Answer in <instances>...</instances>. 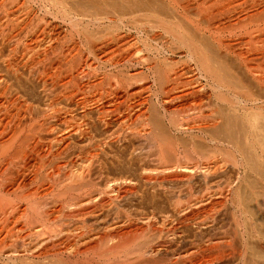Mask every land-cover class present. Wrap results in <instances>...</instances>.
I'll return each instance as SVG.
<instances>
[{
	"label": "bare ground",
	"instance_id": "6f19581e",
	"mask_svg": "<svg viewBox=\"0 0 264 264\" xmlns=\"http://www.w3.org/2000/svg\"><path fill=\"white\" fill-rule=\"evenodd\" d=\"M33 1L42 5L45 8L43 9L41 6L43 11L45 10V12H48V14H52L54 16H51L52 18H58L61 20V22L67 23L70 28L69 33H72V36H79V39H81V36L84 35H82V32L86 35L88 33L89 35V29H94V27H101L103 29L104 27L105 29L107 28L109 30L107 33L112 35V37L113 35L116 36V34H118V29L121 30L122 27L130 31L133 29L141 38L139 39L141 40L142 47L137 44H140V41L136 42V39L133 35L130 36L134 37L135 40L132 38H128V40H126L124 34L125 39H123L126 40V42L121 39L124 41L122 57L124 62L121 60L120 61L122 64L126 63L132 67L139 65L140 68H143V70L138 69L140 71L135 72L133 76L131 75L132 78L129 77L128 80L126 79L127 81H125L128 85L135 84L136 82V84L140 83V88L142 87L141 92L144 90L148 94L150 90L153 91H150L151 95L153 94L152 97L160 106V112L163 114V116L166 115L165 118L167 119L168 123L167 126L187 134L186 136H188V140H191L192 143H187L188 145H185V147L189 146L190 144L193 145V143L196 144L195 140V142L192 141L194 137L200 139V141L198 140L197 145L198 148L200 147L201 153H199L198 150L196 152V158H203V161L192 158L194 161L190 160L191 162H189L188 159L190 157L188 158L187 155L186 157L188 159L183 161L185 163L180 162V165H178L181 168L178 169L182 170V173L180 172V174H174L175 177L177 176V178L174 177L175 180L177 179L176 181L179 180L180 182L179 184H175L176 188L177 185H181L182 179H186V185H182L183 187H180L177 191H175L174 194L171 192L173 196H169L171 199H174L177 205H175L177 208L176 210L181 216L179 217L177 214L179 218L178 221L176 220L177 224L175 223V225H171V227L169 226L170 236L164 240V244H170V242H174L175 246H173L175 247V250L173 247L174 251L171 252V254L169 253L170 257L167 256L168 254L164 255L165 259L173 264H264V227L262 225V229L260 228L261 225H257L261 220L262 222L260 224L264 222V191H261L262 188L264 189V186L260 187V192H258L259 190L254 192V196L252 195L250 201L247 199L248 203L246 205H243V202H240V194H238L239 190L238 192L235 190L237 192L236 193L234 188L232 189L233 186L238 185L237 182H239L241 179V169L242 171H245L246 168H249L250 170L253 169L254 172L256 170L255 162H258L256 160H259L260 158L264 159V38H261L257 41H252L253 37H255L257 34V38L258 36L261 37V33L264 32V23H261L262 25L259 24V26L257 25L258 23H255L256 25L252 27L249 25V19H252L251 17L254 14L248 19L246 16L250 13H248L246 16L244 15V19H247L249 22L246 20L248 25L246 22H241L245 25L241 24L243 26L241 29L243 30L241 31L240 35L245 34L247 37L245 40H242V42L237 43L239 49L236 50L235 47L233 48L231 46V43L228 45L225 44V41L224 43L219 39L218 36L220 35V32H217L219 34L217 35V38H215L214 33H212V31H216L217 25L215 26L211 24L209 19H211L210 17L214 16V13L216 14L217 8L223 4V1H220L219 3V0L217 3L219 7H216V11L211 14L212 16L209 15V17L205 14L206 17H209L208 19L205 17L204 12H207L206 9L211 7V3L216 4V1L214 0L209 1L210 7L206 6L208 8H205L204 11L203 7L206 0H200V4L197 3L198 8L195 7V9H200V7H202V10H198L197 14H195L197 17L193 15V17L195 16L196 18L190 17V14H188L189 7L191 5L189 0ZM195 1H193L192 4L196 3ZM208 3L206 4L208 5ZM256 3L255 5L258 6ZM188 4L190 5L188 6ZM252 4L255 6L254 3ZM18 6L20 7V4H18ZM25 6H27V4ZM191 7H193V5H191ZM28 13L30 14V12ZM254 16L256 17V14ZM244 19L243 21H245ZM254 21H252V23H254ZM44 23L45 22L40 24ZM26 25H28L27 21ZM31 26L32 28L35 27L33 25ZM43 26L42 28H44ZM22 27L23 26H21V28ZM50 27H48V29ZM228 27L230 28L232 25ZM238 27L240 29V25ZM24 28L26 30L28 26H25ZM233 28L235 27L233 26ZM233 28H231L232 30L229 29V34L230 31L233 32ZM103 29H101V31ZM123 29L122 31H124ZM239 29H237V31ZM31 31L29 30V33H31ZM111 32L113 34H111ZM127 32L128 31H126V33ZM33 34H35V32ZM93 34L95 35V33ZM98 34L99 33H97V35ZM28 35L29 34L27 33L24 35V37L26 38ZM48 35L50 36L51 34L48 32ZM94 35L91 36L95 37L96 35ZM107 35L108 34H106V36ZM16 36L17 34L14 35L13 31L10 30L6 35V39L8 42L13 40L11 42L14 43V38ZM101 36L99 35L98 37L100 38ZM34 37L29 35L28 38L35 39ZM43 37H41V39ZM98 37L97 39H99ZM108 37L110 36H107V38ZM220 37L223 39L222 36ZM237 37L239 39V35ZM23 38L20 36V39ZM88 38H90V35ZM118 38L120 37L118 36ZM232 38L236 40L235 37ZM27 39L25 40L27 41ZM52 39L53 37L51 40ZM111 39L112 38H110V41ZM225 39L226 38H224V40ZM25 40L20 42L25 43ZM43 40L44 38L42 41ZM92 40L95 39L92 38ZM102 40L104 41L105 38ZM237 40L234 42H238ZM5 41L6 40L4 36V39L0 41V64L4 68L3 70H5L7 75V78L0 75V264H150L152 261L157 263V258H159L164 252H162V249V253L160 252L159 248L161 247H153L150 242H146V240L143 239H138L140 236L136 235L137 232H135L138 230V228L133 230L134 226L132 229L127 227L123 216L120 215L121 218H118L117 220H115L117 217L114 220L106 218L108 214L106 217H104L105 210H108L107 208L109 205L112 206L111 200L114 199L113 196H117V194L119 195L120 193L124 194L125 189L118 191L116 188L115 190L114 187H112L113 184H110L111 182L107 183L106 181L105 184L103 183L104 187L100 186L96 189H88L89 185H93L94 182L92 177L93 174L91 172L92 154L90 152L88 153L91 154V157L82 159L77 165H75L77 162L74 158H72L70 161H66L69 163H66L65 160L63 161V158L65 159V155H69L68 150L73 145V143L71 145V142L68 141L73 135H77L76 137L86 139L84 141L88 143L87 145L90 144L91 146L92 142L95 140V138L92 136L94 134H91V127L93 120L95 121V119L92 120L90 117V120L88 117L87 113L89 112L86 113L85 110L89 103H87L86 100L80 98L81 96L79 97L78 92L81 91L78 88L80 87V82L78 84V81H80V79H78L80 78L79 72H82L78 71L80 70L78 68L81 65L77 63V58L81 55V49L79 48L80 44L78 45V41L72 40V44L70 43L69 47H67L65 50L63 49L64 51L61 49L62 46L60 48L61 55L58 56V61L56 60V62H58L56 66L61 64L60 66L63 69V65H65L64 71L60 70L61 73L60 71H55L53 74L51 73V75H48L46 74L47 71L45 73L43 68L41 70H37L38 72L34 74L35 78L40 81L44 87V98L46 100L43 98L45 102L42 100L44 102L42 107L35 106V104H33L34 102L32 103L25 97L23 98V96L19 94L21 91L19 92L17 87H15V89L13 86L14 83H9L8 80L10 78V81L15 82L14 80L20 73L19 70H21V68L26 69L27 67L30 69L32 64L34 65V62H36L34 61L36 56H34L35 59H33V56L30 58L28 57L29 54L27 52L28 56L27 54H25L26 56L23 55V57L20 55L21 59H16L17 53L13 47L14 45H7L8 47L5 46L6 48H9V52H7L8 54L5 55V53L2 51L3 45L9 44L5 43ZM42 41H37V43ZM84 41L89 42V40ZM18 42L19 41L17 39V43ZM112 42L113 44H116L113 39L111 44ZM118 42L116 46L119 44ZM45 44L43 45L45 46ZM174 44L178 45L175 46ZM249 44H252V46ZM89 45L96 46V42ZM89 45L88 47H90ZM101 46V48H103V46L105 47L106 45H102L101 41ZM24 47L26 48L27 46L24 45ZM113 47L114 46L110 48L112 51L117 49H113ZM178 47L185 49L184 57L181 59L179 58L180 60H169L168 55H173ZM46 48H42L43 51ZM91 49L89 51H93ZM222 49L224 52L221 51ZM47 50L50 51H48L50 54L47 56L53 53V51L50 49L47 48ZM106 50L103 52L104 54L105 52H108ZM112 51L110 53H112ZM119 51L116 50V53H119ZM44 52L47 54L46 50ZM143 52L145 54H143ZM221 52H223V54ZM224 53H226V55H224ZM39 54L40 53L37 54V58ZM91 54L93 53L91 52ZM228 55H231V61L227 60L229 57L227 59L225 58ZM46 58L48 59V57ZM118 61L116 60V62ZM228 61L230 65L228 64ZM30 64L31 66H28ZM38 65H40V63ZM30 72L33 73V71ZM62 72L64 73L62 74ZM136 75L140 78L134 81L133 79L135 78L133 77ZM145 78L150 79V84H148L149 82H145L149 81ZM48 85L50 87H48ZM57 85L60 87L59 89L58 87L56 88ZM84 85L87 84L84 82ZM87 88L89 89V87ZM127 88L129 90L130 87ZM107 92L109 93V90ZM113 92L111 93L112 95H110V97L113 96ZM102 96L104 101V98H106L105 94ZM61 97L64 98V102H61ZM101 97L99 93V97L97 96L98 102ZM117 97H112L114 98L112 101H116L115 99H117ZM147 97L144 96L143 99ZM139 98L140 96L138 99ZM150 98L151 96L149 99ZM109 100L107 101L109 102ZM96 101L97 99L95 102ZM105 101L103 103H105ZM112 101H110V103H113ZM138 101V104H134L135 106L133 104H129V106L127 105L128 109L132 108L130 105L138 107L141 104L146 103L145 99L143 101ZM92 103L94 102L92 101ZM173 103L176 104L173 106ZM100 104L102 106V102ZM180 105H183L186 108V111L184 110L186 114L178 113L180 111L183 112V106V108L181 107L182 110L177 112V109ZM106 106L107 105H105V107ZM113 106L116 107V105ZM141 106L137 109L141 108ZM79 107L81 109L85 108V110L83 113L80 110L81 115L77 116L76 114L79 112L76 114L75 112ZM115 107L113 109H115V111L118 113V109ZM89 109L90 108L88 106L87 111H90ZM99 109L102 112L100 113V116L97 115L98 118L96 121L99 122H97L98 125L101 122L106 127L109 124L106 119V115H110V112L108 114L109 110L103 111V108ZM110 109L112 111V108ZM146 109L147 108L145 107L144 110L139 113L142 115L137 114V117L140 118V116H143L148 117L149 120H156V117L154 118L153 115L155 112H153L151 116L150 113L147 114L148 110ZM154 110L156 111V109ZM132 112L133 111H131V113ZM161 113H159V115ZM126 115L128 116V114ZM155 115L159 116L158 114ZM93 116L94 115H92V117ZM110 116L113 115L111 114ZM121 116H123V114ZM163 116H160V118ZM162 124L163 123H160V125ZM108 133L110 134V132ZM152 133L153 132L151 130L147 132L145 130V135L148 137H152ZM188 140L186 142H188ZM221 144L229 147V152H231V155L225 151V153L228 154H225L227 157L219 160L222 157L220 156L221 153L217 155L219 153V151L217 153V148ZM96 146L97 145H95V147ZM193 147L195 149L196 146ZM194 149L192 151H195ZM178 153L183 154L182 151H179ZM216 155L217 157L220 156L221 158H217ZM1 165H3V167ZM226 165L230 166L234 170V175L226 177L223 180V183L216 185L205 184L204 186L201 185V187L197 188L199 183H196V185L194 183L196 181L195 179L193 182V178L196 176V174H199L198 177L201 175V178L207 180L210 175L215 176L216 174L218 175V173H221L222 170L225 169L224 167ZM257 174L258 175L256 176L261 177L264 181V171H258ZM219 177L217 178L221 179ZM171 178H173V176ZM198 179V181L201 180L200 178ZM214 181H216L215 178ZM250 182L252 185L256 183L251 180ZM206 183H208V180ZM96 184L94 183V185ZM251 184L247 185L252 186ZM257 185L259 188V182H257ZM253 187L256 188V186ZM169 189L171 190V187ZM114 190L118 191L117 193L115 192V195ZM170 190H168V192ZM171 193L169 192V194ZM122 196H125V194ZM257 198H259V201ZM219 207L223 209V214L227 215L224 218L226 219L227 217L229 221L225 223L227 224L226 226L228 228L227 232H224V229L222 233L217 232L218 220L215 214L209 213L204 218H201L200 215H197L202 212L203 209L209 208L206 210L209 212L211 209L217 210ZM194 208H199L201 211L197 214H193L194 212L196 213ZM185 211L186 213H184ZM255 221L259 222L256 224ZM191 222L192 225L195 226V237H192L193 239H190L191 241L188 243L186 241V245L183 246L185 233H183L182 227L188 226ZM254 238V243L258 245L257 247H259V249L253 247L252 245L254 244L249 245L251 242L250 240H253ZM163 249H167L166 246ZM152 257H154V259L151 261L150 259ZM159 259H162V257Z\"/></svg>",
	"mask_w": 264,
	"mask_h": 264
},
{
	"label": "rangeland",
	"instance_id": "374dc122",
	"mask_svg": "<svg viewBox=\"0 0 264 264\" xmlns=\"http://www.w3.org/2000/svg\"><path fill=\"white\" fill-rule=\"evenodd\" d=\"M3 0H0V41H2V39H4V36H5V43H9V44H5V45H3V48H2V51L5 53V55L6 54H8L7 52H9V48H6V47H8V46H13L14 48H15V52L17 53L16 54V59H21V56L23 57V55H25V54H27V52H28V54H29V56H28V54H27V56L28 57H30V58H32V56H33V59H35L34 61H36V62H34L35 64L33 65L32 64V66H31V64L30 65H28V66H31L30 67V69H29V67H27L26 69L25 68H21V70H19L20 71V73H19V75H18V77L16 78L17 79V81H16V79L14 80L15 82H13V81H10V78L8 79L9 80V83L11 82V83H14L13 84V86H14V88L15 87H17L18 89H19V94L20 95H22L23 96V98L25 97L26 99H28V101H30V102H34L33 104H35V106H38V107H42V105H43V103L45 102L44 100H46L44 97H45V92L43 91L44 90V87H43V85H42V83L40 82V81H38L36 78H35V75L34 74H36L38 71L37 70H41V69H43L44 70V72L46 73V71H47V73L46 74H50L51 75V73L53 74L55 71H60V70H62V71H64V67H65V65H63L64 67H63V69H62V67L60 66L61 64H59V66H56L57 65V63L58 62H56V60H57V58H58V56H60L61 55V50H60V48H61V46H62V51H64L67 47H69L70 46V43L71 42H73L74 40H76V41H78V45H79V48L81 49V51H80V56L77 58V60L79 61H77V63L80 65V67L78 68V69H80V70H78V71H82V72H79V76H80V78H78V79H80V81H78V84H79V82H80V87H78L79 88V90H81V91H78L79 92V97L80 98H82V99H84V100H86V102L87 103H89L86 107V110H85V108H83V109H81L80 107L78 108V109H76V112H75V114L76 113H78V114H76L77 116H80L81 114V112L83 113L84 112V110H85V112L87 113V112H89V113H87L88 114V117L90 118H92V120L93 119H95V121L93 120V124L94 125H96V126H94L93 124H92V131H91V134L93 133L94 135H92L93 136V138H95V140L94 141H96V142H92V146L89 144V145H87L88 143L86 142V141H84V140H86V139H82V138H79V137H76L77 135H73L72 137H70L69 138V140L68 141H70L71 142V145H72V143H73V147L71 146L70 147V149L68 150V156H66L65 155V159L63 158V161L65 160V162L66 161H70L72 158H74V159H76V164L75 165H77L78 164V162L80 163L81 162V160L82 159H85V158H90L91 156V154H92V162H91V165H92V170H91V172H92V177H93V185H89V188L88 189H96V188H99L100 186L101 187H104V184L107 182V183H110V184H113L112 185V187H114V189L116 190V188H117V190L119 191H121V190H123V189H125V192H124V194H125V196H122V195H124L123 193L121 194H117V196H113V194H112V196L114 197V199H112L111 200V205L112 206H108V210H105V214H104V212H103V214L105 215H103L104 217H106V215L108 214V216L106 217V218H110L111 220H114L116 217V219L115 220H117L118 218H121L120 217V215L121 216H123V218H124V220L126 221V225H127V227H130V229H132L133 228V226H134V228H133V230L136 228H138V230H136L135 232H137L136 233V235H138V236H140V237H138V239H143V240H146V242L148 241V242H150V244L154 247V246H156V248H159V247H161V248H159L160 249V252H161V249H162V252H163V254L159 257V258H161L162 257V259H159V258H157V260H158V262L156 263L155 261L153 262L152 261V259H154V257H152L150 260L152 261L150 264H173V263H170L169 261H167L166 259H165V257H164V255H167L168 257H170L169 255L171 254V252H173L174 250H175V245H174V242H170V244L169 243H167V244H164V240L167 238V237H169L170 236V231H169V226L171 227V225H175V223L178 221V216L180 217L181 215L180 214H178V212H177V208H176V203H175V201H174V199L172 198L171 199V197H169V196H173V194L175 193V191H177L180 187H183V186H185L186 185V179L185 180H183L182 179V183H181V185H177V188L175 187L176 185L175 184H179L180 182H179V180L178 181H176L175 180V178H177V176L175 177V175L178 173V174H180V172L182 173V170H179V169H181L178 165H180V162H183V161H186V159H188L189 157V159H188V161L189 162H191L193 159H195V160H199V161H203V158H200V159H198V158H196V152L199 150V153H201L200 152V147L198 148V145H197V142H198V140L200 141V139H197V137H194V139L192 140L193 142H195L196 141V144H194L193 143V145L192 144H190L189 146H186V147H188V148H186L185 147V145H188L187 143H192L191 142V140L189 141L188 139V136H186L187 134H185V133H183V132H179L178 130H176L175 128H169L167 125H168V123H167V119L165 118V116H163V114L160 112L161 111V109H160V106L155 102V100H154V98L152 97L153 96V94L151 95V92L150 91H152V90H150L149 91V93L147 94L144 90V92L142 91L141 92V88H140V86H141V84L139 83V84H132V85H128L127 84V80H128V78L130 77V78H132V76L135 74V72H137V71H140V70H143V68H140V66L139 65H137V66H129V65H127L126 63L124 64H122L121 63V61L122 62H124L123 61V59H122V57H123V49H124V46H123V44H124V41L126 42V40H128V38L130 39V38H132V39H134V37H135V39H136V42H138V41H140V44L139 43H137L140 47H142V44H141V38L137 35V33L133 30V29H131V31L130 30H126V28H124V27H122L121 28V30L120 29H118V34H116V36H114L113 35V37H112V35H109V33H107L109 30L106 28L105 29V27H104V29L103 28H101V27H94V29L93 28H90L89 29V31H90V33H89V35H90V38H88V33H87V35L85 34V33H83L82 32V35L83 36H81V39H79L78 37L79 36H77V35H75V36H72V33H69L70 32V28H69V26L67 25V23H65V22H61V20L60 19H58V18H56V19H54V18H52V17H54L52 14H48V12H45V10L43 11V9H45L42 5H40L39 3H37V2H34L33 0H4L3 2H2ZM14 1V2H13ZM174 1V0H173ZM177 1V0H176ZM180 1H185V0H180ZM193 1H195V0H189V3H191V5H193V7H191V5L190 4H188V6L190 5V7H189V13L188 14H190L189 16L190 17H193V15H195V14H197V12H198V10H200L202 7H200V9H197L198 7V5H197V3H199L200 4V0H198V1H195L196 3H193L192 4V2ZM210 0H206V2H205V5H204V7H203V11L205 10V8H208V7H206V6H209V4H210V2H209ZM214 1H216V4H212L211 3V7L209 8V9H206L207 10V12H204V15L206 14L207 16H212L211 14L212 13H214L215 11H216V7H219V5H217V3H218V0H214ZM213 1V2H214ZM220 1H223V4H221L220 5V7H223V8H217V12H216V14L214 13V16L213 17H210L211 19L212 18H214V19H209V22L211 23V24H213V25H217V28H218V26H219V28L217 29L216 28V31L214 30V32L212 31V33H214V36H215V38H217V35H219L218 37H219V39L222 41V42H224L225 44H228V45H230V43H231V46L234 48L235 47V49L236 50H238L239 48H238V46H237V43H240V42H242V40H245L246 39V35L245 34H243V35H240L241 34V31L243 30V29H241L243 26L242 25H245V24H242L243 22H246V20L250 17V16H252L253 14L255 15L256 14V17L254 16H252L251 18L252 19H249V21H250V23H249V25H251L252 27L253 26H255L257 23V25L259 26V24L260 25H262L263 23H264V0H261V1H259V0H219V3H220ZM258 1H259V4H258ZM11 2V3H10ZM22 2V3H21ZM209 2V3H208ZM257 2V3H256ZM4 3V4H3ZM29 3V4H28ZM206 3H208V5L206 4ZM222 3V2H221ZM252 3H254V5H255V3L256 4H258V6L257 5H255V6H257V7H255V6H253V4ZM261 3V4H260ZM18 4H20V7L18 6ZM27 4V6H25ZM195 4V5H194ZM31 5V6H30ZM262 5V6H261ZM17 6V7H16ZM25 8H24V7ZM30 6V7H29ZM41 6H42V8H41ZM251 6V7H250ZM30 9H29V8ZM195 7H197L196 9H195ZM214 7H215V9H214ZM247 7V8H246ZM249 7V8H248ZM9 8V9H8ZM192 8H193V10H192ZM213 8V9H212ZM240 8V9H239ZM25 9V10H24ZM33 9V10H32ZM211 9H212V11H211ZM219 9V10H218ZM239 9V10H238ZM10 10V11H9ZM191 10V11H190ZM202 10V9H201ZM209 10V11H208ZM246 10V11H245ZM1 11H2V13H1ZM8 11V12H7ZM241 11V12H240ZM28 12H30V14L28 13ZM190 12H192V13H190ZM240 12V13H239ZM13 13V14H12ZM23 13H26V14H23ZM45 13V14H44ZM226 13V14H225ZM248 13H250V14H248ZM236 14H238V15H236ZM249 16H248V15ZM28 17H27V16ZM43 15V16H42ZM206 15H205V17H206ZM246 16V18L247 19H244V17L243 16ZM22 16V17H21ZM52 16V17H51ZM196 17H197V15H195ZM193 17V18H196V17ZM218 17V19H217V17ZM221 16H222V18H221ZM30 17V18H29ZM209 17H206L207 19L209 18ZM40 18H41V20H40ZM192 18V19H193ZM221 18V19H220ZM240 18H242V19H240ZM254 18V19H253ZM22 21H21V20ZM25 19V20H24ZM243 19L245 20V21H243ZM218 22H217V21ZM241 20V21H240ZM254 21V23H252V21ZM258 20V21H257ZM11 21V22H10ZM25 23H24V22ZM26 21L28 22V25H26ZM248 20H247V22H249ZM37 22V23H36ZM43 22H45L44 24H40V23H43ZM215 22H216V24H215ZM222 22V23H221ZM234 22H235V24H234ZM242 22V23H241ZM246 22V23H247ZM19 23V24H18ZM65 23V24H64ZM226 23V24H225ZM240 25V29H239V25ZM256 23V24H255ZM262 23V24H261ZM28 26V28H26V30H25V26ZM39 25V26H41V27H39V26H37V25ZM220 24V25H219ZM232 25V27H228V26H231ZM242 24V25H241ZM254 24V25H253ZM13 25V26H12ZM20 25V26H19ZM31 25H33V26H35L34 28H32V26ZM44 25V26H43ZM226 25V26H225ZM236 25H237V27H236ZM247 25H248V23H247ZM264 25V24H263ZM21 26H23L22 28H21ZM30 26V27H29ZM42 26L44 27V28H42ZM51 26V27H50ZM233 26L235 27V28H237V29H239L238 31H237V29H235V28H233ZM250 26V27H251ZM12 27V28H11ZM18 27V28H17ZM48 27H50L49 29H48ZM62 27V28H61ZM103 27V26H102ZM223 27H227V28H223ZM11 28V29H10ZM36 28H38V29H36ZM40 28V29H39ZM42 28V29H41ZM99 28V29H98ZM124 28V29H123ZM220 28H223V29H220ZM231 28H233V32L236 34V36H235V34L232 32V31H230V34L228 33L229 32V29L230 30H232ZM22 29V30H21ZM31 29H32V31H31ZM35 31H34V30ZM47 29V30H46ZM53 29V30H52ZM101 29H103L102 31H101ZM122 29L124 30V31H122ZM235 29V30H234ZM10 30H12L13 31V34L15 35V34H17V38L15 37L14 38V43L13 42H11V41H13V40H10V42L12 43H10V42H8L7 41V39H6V35H7V33H9V31ZM18 30V31H17ZM25 30V31H24ZM29 30L31 31V33H29ZM39 30H41V31H39ZM88 30V29H87ZM100 30V31H99ZM218 30H220V31H218ZM226 30V31H225ZM228 30V31H227ZM14 31H15V33H14ZM22 31V32H21ZM35 32V34L39 37V40H38V37L35 35V34H33L34 32ZM38 31H39V33H38ZM46 31H48L49 32V34H51L50 36L48 35V32H46ZM85 31V30H84ZM95 33V35L98 37L99 35L101 36L99 39H97V37L92 33ZM97 31V32H96ZM99 31V32H98ZM106 31V32H105ZM126 31H128L127 33H126ZM42 34H41V33ZM100 32H101V34H100ZM217 32H220L219 34L217 33ZM238 32H239V34H238ZM20 33V34H19ZM24 33V34H23ZM29 34L31 37H34L35 39H33V38H28L29 37V35L25 38L24 37V35L25 34ZM38 33V34H37ZM46 33V34H45ZM97 33H99L98 35H97ZM136 33V34H135ZM161 33V32H160ZM222 33V34H221ZM224 33V34H223ZM6 34V35H5ZM69 34H70V36L72 37V40H71V37L69 36ZM105 34V35H104ZM106 34H108L107 36H110V37H108L107 38V36H106ZM111 34H113L112 32H111ZM120 34H122V35H120ZM124 34H125V37H126V40H124L125 39V37H124ZM264 32H262L261 33V37H259L258 36V38H257V35L255 36V37H253V39H252V41H257V40H260L261 38H264ZM33 35V36H32ZM46 35H48V36H46ZM94 35L95 37H92V36ZM130 35H133L134 37H131ZM231 35V36H230ZM239 35V39H238V36ZM260 35V34H259ZM20 36H22V38L24 37L25 39H27V41L23 38V39H20ZM44 36V37H43ZM69 36V37H68ZM77 36V37H76ZM118 36L120 37V38H118ZM122 36V37H121ZM127 36H129V37H127ZM220 36H222L223 37V39L220 37ZM228 36H230L231 38L232 37H235V39L238 41V42H234V41H236V40H234V38H230V37H228ZM241 36V37H240ZM41 37H43L44 38V40L42 41V39H41ZM53 37V41L51 40V38ZM58 37V38H57ZM83 37V38H82ZM86 37V38H85ZM114 37H115V39H117V40H115L114 39ZM137 37H138V40H137ZM54 38H55V40H54ZM70 38V39H69ZM74 38V39H73ZM78 38V39H77ZM85 38V39H84ZM92 38H94L95 40H92ZM105 38V40L103 41L102 39H104ZM110 38H112L113 39V41H115L116 42V44H117V42L119 43L117 46H116V44H113V42H112V44H111V41H112V39H111V41H110ZM124 38V39H123ZM140 38V39H139ZM214 38V39H215ZM224 38H226L225 40H224ZM228 38H230V39H228ZM13 39V38H12ZM15 39H16V41H15ZM17 39H18V43H17ZM37 39V40H36ZM46 39H48V40H46ZM109 41H108V40ZM121 39H123V40H121ZM134 39V40H135ZM26 41L25 43H21V42H23V41ZM45 40H46V42H49V43H46L45 42ZM57 40V41H56ZM84 40H89V42H87V41H84ZM91 40V41H90ZM97 40H98V42H97ZM102 41V45H106L105 47L103 46V48H101L102 46H101V41ZM108 41V45H111V46H108L107 45V41ZM232 40V41H231ZM21 41V42H20ZM29 41V42H28ZM37 41H42V42H39V43H37ZM51 41V42H50ZM65 41V42H64ZM79 41H81V42H79ZM82 41H84V42H82ZM92 41H94V42H92ZM227 41H229V42H227ZM62 42V43H61ZM86 42H87V44H86ZM92 42V43H91ZM96 42V46L94 45H89V44H94ZM100 42V43H99ZM114 42V43H115ZM233 42V43H232ZM30 43V44H29ZM45 44V46L42 44ZM236 43V44H235ZM26 45L27 47L25 48L24 47V45ZM33 44V45H32ZM38 44V45H37ZM65 44V45H64ZM72 44V43H71ZM83 44V45H82ZM85 44V45H84ZM233 44H235V45H233ZM8 45V46H7ZM41 45V46H40ZM88 45L90 46V47H88ZM100 47H99V46ZM122 46V48H121V46ZM175 46H177L178 44H174ZM249 45H251L252 46V44H249ZM6 46V47H5ZM48 46V47H47ZM85 46H87V47H85ZM93 46V47H92ZM112 46H114L113 47V49L114 48H117V49H114L113 51L110 49V48H112ZM116 46V47H115ZM39 47H41V48H39ZM44 47L46 48H48V49H50L51 51H53V53L51 54V55H49V56H47L48 54H50L49 52V50H47V48L45 49L46 50V53L47 54H45V50L43 51V49H44ZM51 47V48H50ZM84 47V48H83ZM97 47H99V48H97ZM119 47V48H118ZM29 48V49H28ZM37 48V49H36ZM43 48V49H42ZM88 48V49H87ZM92 48V49H91ZM102 49V51H101V49ZM121 48V49H120ZM181 48V49H180ZM178 47V49H176V52L174 53V54H176V55H168V58H169V60H171V61H175V60H180L182 57H184V51H185V49L184 48H182V47ZM64 49V50H63ZM93 50V51H89V50ZM104 49V50H103ZM106 49H109V50H106ZM120 51H119V50ZM34 50V51H33ZM57 50V51H56ZM98 50V51H97ZM100 50V51H99ZM108 51V52H105V54L103 53L104 51ZM116 50L117 51H119V53H116ZM36 51V52H35ZM42 51V52H41ZM49 51V52H48ZM59 51V52H58ZM83 51V52H82ZM112 51V53H110ZM221 51H223L224 52V50L222 49ZM20 52V53H19ZM23 52V53H22ZM43 52H44V54H43ZM85 52V53H84ZM91 52L93 53V54H91ZM179 52V53H178ZM223 52H221L222 54H223ZM38 53H40L39 55H38V58H37V54ZM60 53V54H59ZM83 53V54H82ZM103 54V56H102V54ZM110 53V54H109ZM121 53H122V55H121ZM3 54V53H2ZM19 54V55H18ZM31 54V55H30ZM35 54V55H34ZM42 54V55H41ZM91 54V55H90ZM96 54V55H95ZM101 54V55H100ZM107 54H109V55H107ZM118 54H120V55H118ZM143 54H145L144 52H143ZM183 54V55H182ZM4 55V54H3ZM21 55V56H20ZM105 55V56H104ZM111 55V56H110ZM224 55H226V53H224ZM223 55V56H224ZM26 56V55H25ZM34 56H36L35 58H34ZM44 56H46V57H48V59L46 58V57H44ZM56 56V57H55ZM109 56V57H108ZM117 56V57H116ZM121 56V57H120ZM171 56V57H170ZM176 56V57H175ZM231 55H228L227 57H225L227 60H230L231 61V57H230ZM19 57V58H18ZM42 57V58H41ZM107 57V58H106ZM121 58V59H119V58ZM44 58V59H43ZM45 58H46V60H45ZM103 58V59H102ZM113 58V59H112ZM118 58V59H117ZM180 58V59H179ZM94 59V60H93ZM118 61V62H116V60ZM37 60H38V62H37ZM42 60H44V61H42ZM53 60V61H52ZM121 60V61H120ZM39 61H42V62H39ZM58 61V60H57ZM112 61V62H111ZM56 62V63H55ZM88 62V63H87ZM116 62V63H115ZM227 62V61H226ZM32 63H33V61H32ZM40 63V65H38V64ZM44 63V64H43ZM47 63H48V65H47ZM53 63H55V64H53ZM92 63V64H91ZM37 64V65H36ZM47 66H46V65ZM52 64V65H51ZM89 64V65H88ZM228 64H229V61H228ZM42 65V66H41ZM55 65V66H54ZM230 65V64H229ZM37 66V67H36ZM50 66H53V67H50ZM35 67V68H34ZM56 67V68H55ZM59 67V68H58ZM119 67V68H118ZM34 68V69H33ZM49 68H50V70H49ZM2 69V70H1ZM4 68L2 67V65L0 64V75H2L3 77H5V78H7L6 76V73H5V70H3ZM28 69V70H27ZM33 69V70H32ZM46 69V70H45ZM54 69V70H53ZM57 69H59V70H57ZM65 69H67V68H65ZM138 69H140V70H138ZM25 70V71H24ZM36 72H35V71ZM42 70V71H43ZM30 71H33V73H31ZM48 71H49V73H48ZM120 71V72H119ZM121 71H123V72H121ZM24 72V73H23ZM35 72V73H34ZM41 72V71H40ZM89 72V73H88ZM60 73H61V71H60ZM64 72H62V74H63ZM113 73V74H112ZM129 73H130V75H129ZM5 74V75H4ZM112 76H111V75ZM21 75V76H20ZM34 75V76H33ZM82 75V76H81ZM129 75V76H128ZM132 75V76H131ZM78 76V77H79ZM21 77V78H20ZM127 77V78H126ZM95 78V79H94ZM110 78V79H109ZM119 78V79H118ZM121 78H122V80H121ZM124 78V79H123ZM133 78H135V79H133L134 81L135 80H138V78H140L139 76H134ZM108 79H109V81H108ZM115 79V80H114ZM127 79V80H126ZM146 79V78H145ZM13 80V79H12ZM126 80V81H125ZM146 80H149V81H145V82H149L148 84H150V79H146ZM113 81H115V82H113ZM123 81H125V82H123ZM17 82V83H16ZM40 82V83H39ZM84 82H85V84H87V85H84ZM116 82H117V84H116ZM123 82V83H122ZM146 83V84H147ZM89 84V85H88ZM122 84H126V85H122ZM83 85V86H82ZM99 85V86H98ZM118 87H117V86ZM134 85V86H133ZM136 85V86H135ZM138 85V86H137ZM26 86V87H25ZM42 86V87H41ZM84 86H86V87H84ZM109 86V87H108ZM126 86V87H125ZM47 87V86H46ZM48 87H50L49 85H48ZM58 87V89L60 88L58 85L56 86V88ZM87 87H89V89L87 88ZM111 87V88H110ZM113 87V88H112ZM127 87H130L129 88V90H128V88ZM140 89H139V88ZM81 88V89H80ZM126 88V89H125ZM16 89V88H15ZM18 89H17V91H18ZM35 89V90H34ZM118 89V90H117ZM106 90V91H105ZM109 90V93L107 92ZM117 90V91H116ZM125 90V91H124ZM127 90V91H126ZM113 91H116V92H113V96H111L110 97V95H112L111 93ZM209 91V90H208ZM81 92V93H80ZM103 92H105V93H103ZM107 92V93H106ZM153 92V91H152ZM43 93V94H42ZM99 93H100V97L103 95V94H105V97L106 98H104V101H105V103H103L104 101H103V96L99 99V102L101 103L102 102V106H101V104L98 102V98H97V96L99 97ZM103 93V94H102ZM116 93V94H115ZM127 93V94H126ZM36 94H38V95H36ZM81 94V95H80ZM98 94V95H97ZM109 95V97L110 98H112V97H117V99H115L116 101H112L114 98H112L111 100H109L110 98L108 97V95ZM140 94H142V95H140ZM146 94V95H145ZM25 95V96H24ZM43 95V96H42ZM107 95V96H106ZM115 95V96H114ZM123 95V96H122ZM129 95V96H128ZM151 96V98L149 99V97ZM84 98H83V97ZM140 96V98L138 99V97ZM144 96H148L147 98H144L146 101V103H147V105H146V103L145 104H141L144 108L146 107L147 109L146 110H148L147 112V114H149L150 113V115L151 114H153V112H155V114H158L159 115V113H161L159 116H156L155 114H153L154 115V118L156 117V120L154 119V121L151 119V120H149V118L148 117H143V116H140V118L139 117H137L138 115H142V114H139L142 110H144V108L141 106V108H139V109H137L138 107H140V106H138V107H134L135 105L134 104H138V102H141V101H138V100H144L143 99V97ZM95 97V98H94ZM137 97V98H136ZM43 98H44V100H43ZM62 98L63 97H61V102H64V98H63V100H62ZM91 98V99H90ZM108 98V99H107ZM90 100V101H88V100ZM93 99V100H92ZM97 99V106H96V102H95V100ZM137 99V100H136ZM31 100H33V101H31ZM44 102H43V101ZM107 100H109V102L107 101ZM117 100H118V102H117ZM123 101V102H121V101ZM132 100H133V102H132ZM135 100H136V102H135ZM36 101V102H35ZM92 101L95 103H92ZM110 101H112L113 103H110ZM129 101V102H128ZM138 101V102H137ZM148 101V102H147ZM115 102V103H114ZM135 102V103H134ZM41 103V104H40ZM100 105H99V104ZM108 103H109V105H108ZM155 103V104H154ZM39 104V105H38ZM129 104H133V105H130V107L132 106V110L131 109H128V107H127V105L129 106ZM153 104V105H152ZM157 104V105H156ZM176 103H173L172 105L174 106ZM177 104H178V102H177ZM105 105H107L106 107H105ZM113 105H116V107H117V109H118V113H117V111H115V109H113L115 106H113ZM88 106H89V110L90 111H87L88 110ZM92 106V107H91ZM100 106V107H99ZM153 106V107H152ZM159 106V107H158ZM183 106V105H182ZM181 105L178 107V109H177V112L178 111H180V110H182V108L184 107H182ZM103 108L102 110L104 111H106V110H109L108 111V114H109V112H110V115L112 114L113 116H110V115H108L109 116V119H108V116L106 115V119H107V121L109 122V124L108 125H110V126H106L105 127V125H103L101 122H100V124L98 125V121H96L97 120V118H98V116H100L101 114V112L102 111H100V109L99 108ZM115 107V108H116ZM129 107V108H130ZM134 107V108H133ZM182 107V108H181ZM96 108H98L99 109V111H98V109H96ZM110 108H112V111H111V109ZM124 108H126V109H128V110H126V109H124ZM158 108H159V110H158ZM181 108V109H180ZM122 109V110H121ZM137 109V110H136ZM141 109V110H140ZM150 109V110H149ZM151 109H152V111H151ZM154 109H156V111L154 110ZM80 110H81V112H80ZM94 110V111H93ZM120 110H121V112H120ZM130 110V111H129ZM140 110V111H139ZM154 110V111H153ZM184 110L186 111V108L184 107L183 108V112H184ZM98 111V112H97ZM127 111H129V112H127ZM131 111H133L132 113H131ZM114 112H116V113H114ZM124 112H126V113H124ZM138 112V113H137ZM152 112V113H151ZM182 111H180V112H178L179 114H186L185 112L183 113ZM91 113V114H90ZM99 113V114H98ZM105 113V112H104ZM131 113V114H130ZM118 114H120V115H118ZM123 114V116H121ZM125 114V115H124ZM126 114H128V116L126 115ZM138 114V115H137ZM92 115H94L93 117H92ZM98 115V116H97ZM96 116V117H95ZM152 116V115H151ZM160 116H163V117H161L160 118ZM122 117H124V118H122ZM127 117V118H126ZM160 119H159V118ZM91 118H90V120H91ZM163 118V119H162ZM111 119V120H110ZM127 121H126V120ZM144 119V120H143ZM133 120V121H132ZM146 120V121H145ZM163 120V121H162ZM112 121V122H111ZM123 121V122H122ZM151 121H152V123H151ZM157 123H156V122ZM161 121V122H160ZM96 122V123H95ZM98 122V123H97ZM110 122H111V124H110ZM116 122V123H115ZM128 122H129V124H128ZM149 122V123H148ZM159 122V123H158ZM118 123V124H117ZM146 125H145V124ZM155 123V124H154ZM160 123H163L162 125H160ZM120 124V125H119ZM102 125V126H101ZM124 125H126V126H124ZM148 125V126H147ZM104 126V127H103ZM129 126V127H128ZM160 126V127H159ZM112 127V128H111ZM117 127V128H116ZM123 127V128H122ZM140 127V128H139ZM164 127V128H163ZM167 127V128H166ZM104 128V129H103ZM153 128V129H152ZM157 128V129H156ZM160 128V129H159ZM163 130H162V129ZM169 128V129H168ZM127 129V130H126ZM173 129V130H172ZM103 130V131H102ZM110 130V131H109ZM145 130H146V132L147 131H149V130H151L153 133H152V137L150 138V137H148V136H146L145 135ZM141 131V132H140ZM169 131H171V132H169ZM108 132H110V134L108 133ZM134 132H136V133H134ZM156 132V133H155ZM105 133V134H104ZM185 134V135H184ZM128 135H129V137H128ZM178 135V136H177ZM74 136H75V138H74ZM107 136V137H106ZM112 136V137H111ZM120 136V137H119ZM157 136V137H156ZM181 136V137H180ZM182 136H183V138H182ZM165 139H164V138ZM74 138V139H73ZM178 138V139H177ZM186 138V139H185ZM78 139V140H77ZM170 139V140H169ZM179 139H181V140H179ZM183 139V140H182ZM81 140V141H80ZM164 140H166V141H164ZM175 140V141H174ZM188 140V142H186ZM195 140V141H194ZM102 141V142H101ZM153 141V142H152ZM104 142V143H103ZM75 143V144H74ZM101 143V144H100ZM169 143V144H168ZM186 143V144H185ZM78 144V145H77ZM97 145L96 147H95V145ZM83 145V146H82ZM88 147H87V146ZM114 145V146H113ZM183 145V146H182ZM182 146V147H181ZM191 146H192V149H191ZM193 146H196L195 147V149H194V147ZM77 147V148H76ZM80 147V148H79ZM82 147V148H81ZM85 147V148H84ZM95 147V148H94ZM162 147V148H161ZM171 147V148H170ZM184 147V148H183ZM218 148H219V150H218ZM218 148H217V153H218V151H219V153L217 154V155H219L220 153V156L222 157H217V155H216V157L217 158H221V159H219V160H222L223 158H225V157H227L226 155H228V154H226V153H231V152H229V147L227 146H224V145H219L218 146ZM221 148V149H220ZM224 148V149H223ZM72 149V150H71ZM94 149V150H93ZM104 149V150H103ZM181 149V150H180ZM188 149V150H187ZM195 150V151H192V150ZM197 149V150H196ZM174 152H173V151ZM182 151L183 152V154H181V153H178L179 151ZM205 150V149H204ZM206 151V150H205ZM205 151H204V153H205ZM225 151H226V153H225ZM70 152V153H69ZM88 152H90V153H88ZM185 152V153H184ZM223 152V153H222ZM187 153H189V154H187ZM195 153V154H194ZM198 153V154H199ZM76 154V155H75ZM87 154V155H86ZM179 154V155H178ZM226 154V155H225ZM75 155V156H74ZM181 155V156H180ZM188 155V156H187ZM231 155V154H230ZM183 156V157H182ZM188 158H187V157ZM193 156V157H192ZM80 157V158H79ZM186 157V158H185ZM178 158V159H177ZM193 158V159H192ZM177 159V160H176ZM191 160V161H190ZM262 160V161H261ZM264 159H262V158H260L259 160L257 159L256 161H258V162H255V168H256V170L253 172V169L252 170H250L249 168H246L245 169V171H242V169H241V176H240V180H239V182H237V184L238 185H235V186H233L232 187V189L234 188V191L235 190H237V192H238V190H239V193L238 194H240V202L242 203L243 202V205H246L248 202V200L250 201L251 200V198H252V195L254 196V192L255 191H258V192H260V187L261 186H264V181H263V179L261 178V177H257L256 175H258L257 173H258V171H264V169H262V168H264V161H263ZM173 163H175V164H173ZM194 161V160H193ZM261 162V163H260ZM66 163H69V162H66ZM183 163H185V162H183ZM183 163H181V164H183ZM258 163V164H257ZM164 164H166V165H164ZM68 165V164H67ZM67 165H66V167H67ZM2 167H3V165H1ZM103 166V167H102ZM170 166V167H169ZM257 166V167H256ZM260 166V167H259ZM1 167V168H2ZM228 167V168H227ZM175 168V169H174ZM179 168V169H178ZM225 169H223L222 170V172L221 173H218V175L216 176H212V175H210L208 178H207V180H208V183H206L207 182V180H204L203 178H201L200 176L198 177V175L196 174V176L198 177V178H200L201 180L200 181H198L199 179L196 177V176H194V178H193V182L196 184H198V187L197 188H199V187H201V185L202 186H204L205 184H214V185H216V184H220V183H223L224 181V179L226 178V177H228V176H233L234 175V170L230 167V166H228V165H226L225 167H224ZM67 169V168H66ZM68 169H69V166H68ZM97 169H99V170H97ZM227 169V170H226ZM174 170V171H173ZM179 170V171H178ZM229 170V171H228ZM176 171V172H175ZM226 171V172H225ZM171 172H172V174H171ZM175 172V173H174ZM230 172V173H229ZM229 173V174H228ZM231 173H232V175H231ZM169 174V175H168ZM175 174V175H174ZM219 174H220V177H219ZM224 174V175H223ZM227 174V175H226ZM245 176H244V175ZM151 175V176H150ZM158 175V176H157ZM222 175V176H221ZM251 175V176H250ZM102 176V177H101ZM166 176V177H165ZM173 176V178H171ZM123 177V178H122ZM148 177H150V178H148ZM160 177V178H159ZM175 177V178H174ZM196 177V178H195ZM212 177V178H211ZM217 177H219V178H221V179H218ZM246 177V178H245ZM250 177V178H249ZM109 178V179H108ZM211 178V179H210ZM214 178H215V180L216 181H214ZM254 178V179H253ZM102 179V180H101ZM170 179H173V180H170ZM195 179V180H194ZM210 180V181H209ZM212 180H213V182H212ZM250 180L251 181H253V182H256L255 184H251V182H250ZM259 180V181H258ZM102 181V182H101ZM106 181V182H105ZM127 181V182H126ZM184 181V182H183ZM202 181H203V183H202ZM204 181H206V182H204ZM244 181V182H243ZM175 182H178V183H175ZM211 182V183H210ZM257 182H259V188L257 187L258 185H257ZM94 183L96 184V183H98V184H96V185H94ZM104 183V184H103ZM152 183V184H151ZM162 183V184H161ZM242 184V185H241ZM252 185V186H248V185ZM120 185V186H119ZM133 185V186H132ZM172 185V186H171ZM183 185V186H182ZM200 185V186H199ZM126 186V187H125ZM154 186V187H153ZM170 188L171 187V190L168 188V187ZM253 186H256V188L255 187H253ZM128 188V189H127ZM176 188V189H175ZM240 188V189H239ZM252 188V189H251ZM114 190V195L118 192V191H115ZM127 190V191H126ZM167 190V191H166ZM168 190H170L169 192L171 193V192H173V194L171 193V194H169V192H168ZM131 191V192H130ZM233 191V190H232ZM261 191H264V189L262 188L261 189ZM116 192V193H115ZM135 192V193H134ZM236 192V191H235ZM236 192V193H237ZM76 193V192H75ZM133 193V194H132ZM177 193V192H176ZM142 196V197H141ZM151 197V198H150ZM168 197H169V199H168ZM250 197V198H249ZM117 198V199H116ZM248 199V200H247ZM257 200L259 201V198H257ZM132 202V203H131ZM176 205V206H175ZM110 207V208H109ZM125 209V210H124ZM195 209V211H196V213L194 212L193 214H197V213H199L200 211H201V209H199V208H194ZM197 209V210H196ZM209 208H206V209H203L202 210V212H200L199 214H197V215H200L201 216V218H204L206 215H208L209 213H212V214H215L216 215V217H217V229H218V231L217 232H219V233H222V231H223V229H224V232L226 231H228V228H227V224H225V223H227V222H229L228 221V218L226 217V219L224 218L225 216H227V215H224L223 214V212H222V208L221 207H219L217 210H213V209H211L209 212L208 211H206V210H208ZM109 211V212H108ZM120 211V212H119ZM206 211V212H205ZM218 211V212H217ZM107 212V213H106ZM187 212H189V211H187ZM208 212V213H207ZM214 212V213H213ZM184 213H186V211L184 212ZM183 213V214H184ZM118 214H119V217H118ZM177 214H178V216H177ZM218 214H220V215H218ZM129 216V217H128ZM139 216H141V217H139ZM177 216V217H176ZM192 216V215H191ZM112 217V218H111ZM223 218V219H222ZM177 220V221H176ZM141 221V222H140ZM224 221H226V222H224ZM256 222V224H257V222H259V221H255ZM262 222V220L260 221V223ZM260 223H258L257 225L258 226H260V228H262L263 229V227H264V222L262 223V224H260ZM153 224V225H152ZM177 224V223H176ZM138 227H137V226ZM191 225H192V222L191 223H189V225L188 226H185V227H182L183 229V233H185L184 234V243H183V246H185L186 244V241H187V243L188 242H190L194 237H195V233H196V230H195V226L194 225H192V227H191ZM262 225H263V227H262ZM167 227V228H166ZM187 227V228H186ZM220 227V228H219ZM222 227V228H221ZM142 228V229H141ZM153 228V229H152ZM225 228H226V230H225ZM186 229V230H185ZM185 230V231H184ZM195 230V231H194ZM264 230V229H263ZM156 231V232H155ZM156 234V235H155ZM194 235V236H193ZM146 237V238H145ZM193 237V238H192ZM162 239V240H161ZM191 239V240H190ZM152 240V241H151ZM254 240V241H253ZM251 239L250 241V244L249 245H252V244H256V243H254L255 242V238L254 239ZM252 241H253V243H252ZM161 242H163V243H161ZM256 242H257V239H256ZM169 244V245H168ZM163 247H162V246ZM174 245V246H173ZM254 245H252L253 247H255V248H258L259 249V247H257L258 245L256 244L255 246ZM165 246H166V248L167 249H163V248H165ZM173 247H174V250H173ZM166 251V252H165ZM161 252V253H162ZM170 253V254H169ZM147 258V257H146ZM148 258H150V257H148ZM161 260V261H160ZM148 264V263H147ZM176 264H183V263H176Z\"/></svg>",
	"mask_w": 264,
	"mask_h": 264
}]
</instances>
